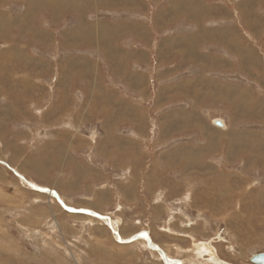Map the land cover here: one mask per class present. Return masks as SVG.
Listing matches in <instances>:
<instances>
[{"label": "rangeland", "instance_id": "rangeland-1", "mask_svg": "<svg viewBox=\"0 0 264 264\" xmlns=\"http://www.w3.org/2000/svg\"><path fill=\"white\" fill-rule=\"evenodd\" d=\"M262 204L264 0H0V264H252Z\"/></svg>", "mask_w": 264, "mask_h": 264}, {"label": "bare ground", "instance_id": "bare-ground-1", "mask_svg": "<svg viewBox=\"0 0 264 264\" xmlns=\"http://www.w3.org/2000/svg\"><path fill=\"white\" fill-rule=\"evenodd\" d=\"M6 42V41H5ZM221 124H222V126H223V122H221ZM222 126H219V127H222ZM225 128V127H224ZM174 190V189H173ZM38 193V192H37ZM44 193H46V195L47 196H49V197H51V196H53L54 198H55V200L60 204V206L62 207V208H64V209H66L67 211H69V212H72V213H78V214H80V213H84V214H86L87 216H92L93 218H96V219H101V220H104V219H106V220H108L105 216L104 217H102V216H98V215H93L91 212H89V211H86V210H72V209H70V208H68L67 206H65L64 205V203L59 199V196L54 192V191H52L51 189H47ZM43 193V194H44ZM33 194V193H32ZM42 194V193H41ZM37 196V195H36ZM41 196V195H40ZM45 196V195H44ZM39 197V196H38ZM38 197H36L37 198V200H38ZM46 198V197H45ZM256 198V197H255ZM188 199V198H187ZM186 199V200H187ZM33 200V199H32ZM41 200V199H40ZM65 200V199H64ZM247 201V200H246ZM249 201V200H248ZM187 202V201H186ZM237 204H238V202H236ZM252 203V202H251ZM237 204H236V206H237ZM262 205H264V204H262ZM235 206V207H236ZM259 208V207H258ZM109 227H111V226H109ZM115 227H116V225H115ZM143 230V229H142ZM253 233V232H252ZM251 233V234H252ZM37 234H38V232H37ZM41 234V233H40ZM43 234V233H42ZM151 234V233H150ZM243 234V233H242ZM44 236V235H43ZM182 239H184V238H182ZM119 240V239H118ZM126 241V240H125ZM144 241V240H143ZM149 241V240H148ZM180 241V240H179ZM52 242V241H51ZM145 242V241H144ZM54 243V242H53ZM119 243H121V242H119ZM124 243V242H123ZM148 243V242H147ZM196 242H194V244H195ZM47 244V243H46ZM149 245L151 244L150 243V241H149V243H148ZM148 244H146V246L148 245ZM52 245V244H51ZM138 245H141V243H139ZM145 245V244H144ZM232 245V244H231ZM47 246V245H46ZM129 245H126V246H121L123 249H121V248H119V247H117L116 245H115V247H117L116 249L117 250H119V253H121V251H122V253L120 254V256L119 255H116V254H113V253H111V252H109V254H110V257H112V259H110V261H117V258H119V257H121V258H123V255L125 256V255H127L128 253H127V251H125V249H127V247H128ZM152 246V245H151ZM194 246V249L191 251V253H193L194 255H192V256H195V263H192L193 262V260L192 259H189V255H184L185 257H186V259H188V263H190V264H227V263H224V260H220V259H222L221 257H220V259H219V252H218V254H217V249L215 248V251H214V253L212 252V249L211 248H209V247H207L206 248V246L204 245H202V244H200V245H198L197 243L195 244V245H193ZM113 247V246H112ZM129 247H133V246H129ZM148 248H150V246L148 247ZM157 248V247H156ZM239 248V247H238ZM151 249V248H150ZM189 249V248H188ZM221 249V248H220ZM230 249V248H229ZM111 250V249H110ZM110 250H108V251H110ZM140 250V249H139ZM152 250V249H151ZM160 250V249H159ZM175 251L173 252V250L172 249H170V248H168V247H163V249H161L160 251H158V252H155V251H153V253H150V258L153 256V258H155V259H157V260H159V263L160 264H163L164 262V264H179V262L177 263V262H171V260H173V259H175V258H172V259H170V258H168V257H176L177 256V254L179 253V251H182V248H179V247H175V249H174ZM138 251V250H137ZM188 251V250H187ZM9 252V251H8ZM143 252V251H142ZM170 252H172V255L170 254ZM184 252V251H183ZM183 252H182V254H183ZM92 253V252H91ZM101 253V252H100ZM117 253V252H116ZM139 253H140V251H139ZM138 253V254H139ZM107 254V253H106ZM135 254V253H134ZM186 254V253H185ZM232 254V253H231ZM230 254V255H231ZM5 255V254H4ZM179 255V254H178ZM235 255V254H234ZM108 256V255H107ZM132 256V255H131ZM135 256H137V255H135ZM139 256V255H138ZM254 256V255H253ZM70 258H69V261L71 262V260H72V262L71 263H74V261L76 260V264H82V263H80V261L75 257V260H74V256L72 255V257H71V255L69 256ZM129 257V256H128ZM239 257H241V256H239ZM104 258V257H103ZM125 258H127V257H125ZM131 258V257H130ZM139 258V257H138ZM191 258V257H190ZM238 258V257H237ZM250 259H251V257H249ZM9 259H12V258H10L9 257ZM8 259V260H9ZM71 259V260H70ZM152 259V258H151ZM1 260V259H0ZM81 260V259H80ZM101 260V259H100ZM123 260V259H122ZM126 260V259H125ZM154 259H152V260H150L151 262H155V261H153ZM244 260V259H243ZM246 260V259H245ZM9 261H13V262H9V264H21V263H19L17 260H9ZM99 261V260H98ZM174 261V260H173ZM177 261V260H176ZM250 261V260H249ZM3 262V261H2ZM50 262V261H49ZM106 262V261H105ZM112 262V263H113ZM183 262V261H182ZM185 262V261H184ZM251 262V261H250ZM94 263V262H93ZM111 263V264H112ZM116 263V262H115ZM129 263V262H128ZM90 264V263H89ZM95 264V263H94ZM97 264V263H96ZM131 264V263H130ZM182 264H184V263H182ZM253 264V263H252Z\"/></svg>", "mask_w": 264, "mask_h": 264}, {"label": "water", "instance_id": "water-1", "mask_svg": "<svg viewBox=\"0 0 264 264\" xmlns=\"http://www.w3.org/2000/svg\"><path fill=\"white\" fill-rule=\"evenodd\" d=\"M215 125L216 126H222L221 122L220 121H215ZM31 186V185H30ZM32 188H36L34 186H31ZM41 191H44L45 192V189H39ZM251 263L253 264H264V253H260V254H257V255H254L251 257L250 259Z\"/></svg>", "mask_w": 264, "mask_h": 264}, {"label": "crops", "instance_id": "crops-1", "mask_svg": "<svg viewBox=\"0 0 264 264\" xmlns=\"http://www.w3.org/2000/svg\"><path fill=\"white\" fill-rule=\"evenodd\" d=\"M168 258H170V259H172V258H175V257H168ZM174 260V261H173ZM173 260H171V262H177L178 263V261H176V259H173ZM180 264V263H179Z\"/></svg>", "mask_w": 264, "mask_h": 264}]
</instances>
